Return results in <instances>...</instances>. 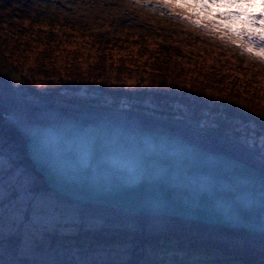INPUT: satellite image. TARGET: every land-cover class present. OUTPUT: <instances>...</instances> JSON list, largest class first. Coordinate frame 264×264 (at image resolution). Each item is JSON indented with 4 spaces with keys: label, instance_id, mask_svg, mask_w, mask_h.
Here are the masks:
<instances>
[{
    "label": "trees",
    "instance_id": "obj_1",
    "mask_svg": "<svg viewBox=\"0 0 264 264\" xmlns=\"http://www.w3.org/2000/svg\"><path fill=\"white\" fill-rule=\"evenodd\" d=\"M29 1L0 0V56L53 121L169 132L264 170L257 54L204 49L197 40L211 23L195 21L193 39L168 41L170 49L110 30L73 44L65 37L77 30L53 0H34L31 17ZM0 158V264H264V233L73 201L29 161L2 150Z\"/></svg>",
    "mask_w": 264,
    "mask_h": 264
},
{
    "label": "water",
    "instance_id": "obj_2",
    "mask_svg": "<svg viewBox=\"0 0 264 264\" xmlns=\"http://www.w3.org/2000/svg\"><path fill=\"white\" fill-rule=\"evenodd\" d=\"M21 138L33 171L70 200L264 233V170L240 159L118 124L51 121Z\"/></svg>",
    "mask_w": 264,
    "mask_h": 264
},
{
    "label": "rangeland",
    "instance_id": "obj_3",
    "mask_svg": "<svg viewBox=\"0 0 264 264\" xmlns=\"http://www.w3.org/2000/svg\"><path fill=\"white\" fill-rule=\"evenodd\" d=\"M29 2L27 13L31 17L32 13L38 11L40 7H37L34 0ZM169 2L190 4L191 0H169ZM53 4L54 8L62 11L60 14H62L63 18L66 17L68 21L72 22L71 28L77 30L75 31L76 36L74 37H68L69 32H67V37H65L67 39L66 41L69 40L70 43L75 41L77 44L84 43L79 39V36L87 37L89 36L88 33L91 34L94 30L98 31L96 32L98 34L107 35L109 34L108 30H110L117 31L123 38L129 37V42L139 38V34L142 33L144 35L142 38L149 45L157 43L164 45L166 49H170L174 46L168 45V41H176L178 37H190L193 39L190 36V30L187 28L190 21H195V25L214 21L223 28L233 31L247 29L252 32H258L264 30V16L261 15V13H264V7L261 6L260 0H252L250 4H238L231 8L209 5L210 12H202L199 9H193L191 7L168 9L158 7L152 2L145 4L140 2V0H53ZM223 11L245 13L246 15L241 18H247L248 13L253 11L256 13L254 15L256 19L254 23L245 22L241 18L223 20L218 15L211 14L212 12L219 13ZM197 12L200 14L201 19L196 18L195 13ZM3 26L0 25V27ZM209 30L210 34L208 30H205L204 36L198 38L197 45L200 43L204 46V49L208 47L213 50V48L223 47L225 49H241L244 53H250L240 40L230 38L226 31H221L220 28L212 27V25L209 27ZM82 31H84V35H82ZM28 32L36 33L35 29L28 30ZM128 34L132 35L133 38ZM34 38L35 36H33ZM57 40L58 38L54 39L55 42ZM83 45L81 44L80 46ZM85 46L86 48L90 47L89 45ZM189 49H194L193 44L189 46ZM80 53H83V51ZM251 53L258 55L256 57L259 60L255 62V67L264 68V56L256 53L255 49H252ZM0 113L8 115L10 118H3L0 115V151H5L14 158L28 163L25 157V143L21 138V133L25 134L34 124L44 125L53 120L44 113L39 101L27 96L12 70L7 64L2 62L1 56ZM15 122L20 124L21 127L19 130L16 128Z\"/></svg>",
    "mask_w": 264,
    "mask_h": 264
},
{
    "label": "snow or ice",
    "instance_id": "obj_4",
    "mask_svg": "<svg viewBox=\"0 0 264 264\" xmlns=\"http://www.w3.org/2000/svg\"><path fill=\"white\" fill-rule=\"evenodd\" d=\"M142 3H155L158 7L173 9V8H187L199 9L202 12H210L209 5H217L223 8H231L238 4H250L252 0H191L190 4L183 3H170L169 0H140ZM261 6L264 7V0H260ZM212 15H218L223 20L240 19L246 14L243 12L235 11H223L219 13L212 12ZM179 15V13H177ZM197 19H201L200 14L195 13ZM264 16V13H261ZM255 16H248L245 22H255ZM212 27L220 28L221 31H226L230 38L234 40H240L245 48H247L251 54V50L255 49L256 53L264 56V30L258 32H252L247 29L239 31H233L231 29L223 28L221 25L216 24L214 21H209ZM41 212L44 210L41 209Z\"/></svg>",
    "mask_w": 264,
    "mask_h": 264
}]
</instances>
